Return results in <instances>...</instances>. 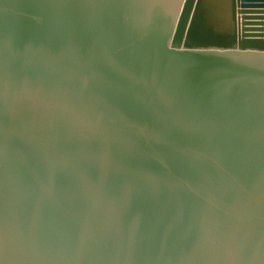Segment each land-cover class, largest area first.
<instances>
[{
    "label": "water",
    "instance_id": "95a60500",
    "mask_svg": "<svg viewBox=\"0 0 264 264\" xmlns=\"http://www.w3.org/2000/svg\"><path fill=\"white\" fill-rule=\"evenodd\" d=\"M0 264H264V0H0Z\"/></svg>",
    "mask_w": 264,
    "mask_h": 264
}]
</instances>
